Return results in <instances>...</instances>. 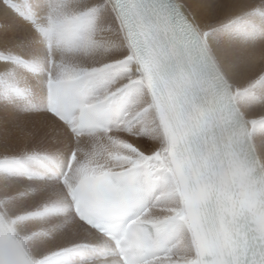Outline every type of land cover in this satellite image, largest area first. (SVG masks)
<instances>
[{"label": "snow or ice", "instance_id": "snow-or-ice-1", "mask_svg": "<svg viewBox=\"0 0 264 264\" xmlns=\"http://www.w3.org/2000/svg\"><path fill=\"white\" fill-rule=\"evenodd\" d=\"M0 17V106L12 114L0 122V264H210L214 249L198 242L193 254L184 232L217 195L226 127L246 129L244 107L264 102V75L233 95L214 56L226 38L264 36V0L213 24L188 0H0ZM120 27L123 64L73 62L109 52L101 33ZM251 128L264 134V120ZM251 173H233L246 204L264 183ZM41 198L61 239L34 260L4 213Z\"/></svg>", "mask_w": 264, "mask_h": 264}, {"label": "clouds", "instance_id": "clouds-1", "mask_svg": "<svg viewBox=\"0 0 264 264\" xmlns=\"http://www.w3.org/2000/svg\"><path fill=\"white\" fill-rule=\"evenodd\" d=\"M71 2L79 5L81 0ZM101 36L113 43L109 52L80 54L72 58L73 62L91 70L97 64L121 65L129 59V56L123 54L127 47L123 27L106 29ZM226 43L234 49L231 58L225 61L221 56H214V59L224 81L235 95L241 87H247L252 80L264 75V36L254 40L231 37L226 38ZM130 71L133 78H139L136 75L139 68ZM126 83L127 80H124L121 85ZM258 94L264 97V89ZM151 101V92L147 90L142 103L150 105ZM242 118L247 122L246 129L240 126L230 134L227 127L225 129V136L228 137L227 158L220 166L219 174L211 177L217 195L206 205L196 230L186 229L183 236L185 246L193 254L198 242L206 243L214 249V253L208 256L210 264H264V183L253 185L255 197L250 204H246L243 196L245 189L241 183L233 180L234 171L246 172L249 168L257 181L264 177V134H251V121L264 120V102L245 106ZM153 122L158 132L161 131L163 121L159 112L154 114ZM154 144L157 150L162 147L161 142ZM108 163L116 167L114 162ZM177 206L176 202H170L158 209L156 214L167 215L169 208ZM46 208L44 198L38 202L24 199L4 213L17 239L34 260L51 255L61 239L60 234L54 231V223L46 214Z\"/></svg>", "mask_w": 264, "mask_h": 264}, {"label": "bare ground", "instance_id": "bare-ground-1", "mask_svg": "<svg viewBox=\"0 0 264 264\" xmlns=\"http://www.w3.org/2000/svg\"><path fill=\"white\" fill-rule=\"evenodd\" d=\"M188 3L196 13L197 19L200 23L213 24L222 20L227 21L229 17L242 14L249 5L259 4L260 0H188ZM1 19L2 17H0V20ZM3 23L4 22H2V24ZM233 52L234 49L229 44L224 43L221 46L219 56L227 61L231 58ZM20 115L25 119H31V117L34 119L39 118L36 114L21 113ZM11 118L12 117L9 118L4 113L2 114L0 110V122L10 120Z\"/></svg>", "mask_w": 264, "mask_h": 264}, {"label": "rangeland", "instance_id": "rangeland-1", "mask_svg": "<svg viewBox=\"0 0 264 264\" xmlns=\"http://www.w3.org/2000/svg\"><path fill=\"white\" fill-rule=\"evenodd\" d=\"M1 20H3V18H2ZM1 20H0V21H1ZM2 22H4V20L1 21L0 24H2ZM0 107H1L0 110H1V113H2V114L4 113V114L7 115L9 118L12 117V114H11L10 112L6 111L2 106H0ZM5 117H6V116H5ZM25 117H26V115H25ZM31 119H34V118L31 117Z\"/></svg>", "mask_w": 264, "mask_h": 264}]
</instances>
